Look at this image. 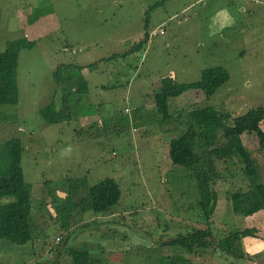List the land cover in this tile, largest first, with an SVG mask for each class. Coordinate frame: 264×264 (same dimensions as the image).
Masks as SVG:
<instances>
[{"label":"rangeland","instance_id":"obj_1","mask_svg":"<svg viewBox=\"0 0 264 264\" xmlns=\"http://www.w3.org/2000/svg\"><path fill=\"white\" fill-rule=\"evenodd\" d=\"M19 36L34 43L18 54L17 102L0 104V144L17 136L24 146L32 239L0 238V264H48L56 256L50 246L62 250L55 264H73L63 252L71 247L87 248L88 264H165L175 255L205 264H264V210L235 213L226 196L264 182V164L246 177L238 162L216 161L222 179L211 228L217 238L250 228L242 255L165 244L205 225L190 168L168 156L169 140L182 129L175 119L207 104L236 119L251 110L264 133V0H0V51ZM62 62L83 66L88 91L71 117L49 122L38 111L51 99L61 101L52 72ZM215 67L218 86L210 96L193 88L171 97L173 118L161 119L153 100L159 85L197 83ZM256 135L242 138L259 161L264 139ZM110 176L121 189L116 204L98 213L77 208L69 217L61 211L72 181L91 185ZM11 199L0 196V204Z\"/></svg>","mask_w":264,"mask_h":264},{"label":"trees","instance_id":"obj_2","mask_svg":"<svg viewBox=\"0 0 264 264\" xmlns=\"http://www.w3.org/2000/svg\"><path fill=\"white\" fill-rule=\"evenodd\" d=\"M33 43L34 40L19 36L8 39L0 51V104L17 102L18 54L22 48L30 47ZM82 68L80 64L74 67V65L62 62L52 72L56 84H60L63 93L58 104L51 99L39 108L38 112L47 121L56 122L71 117L73 108L81 102V93L88 91L87 80L81 72ZM219 70L216 67L205 69L202 72L204 75L197 83L174 82L159 85L153 93V100L161 119L168 121L173 118L169 112L171 97L193 88H198L206 96H210L218 86ZM176 121L182 129L179 135L169 140L168 156L173 164L190 168L198 187L195 205L201 216L200 221H203L205 225L194 226L186 233H178L166 240L165 244L180 245L186 251L195 253H198L196 248L204 250L214 247L223 253L242 255L241 239L244 236L253 235L250 228H236L220 238L215 237L211 228V216L218 199L216 186L222 179V170L217 167L216 161L221 160L224 167H228L229 163L234 161L238 162L246 177L256 176L264 164V157L259 161L253 160L243 143L242 136L244 133H257L263 141L264 133L259 118L248 110L236 119L228 111L218 110L207 104L190 108L183 118L175 119ZM23 149L21 139L17 136L6 138L0 144V196L12 197L8 202L0 204V238L17 244H24L32 239L31 184L24 179L23 175ZM78 179L70 178V181H78ZM74 183L72 181L70 185L72 188L68 187V190L62 194L61 211L65 210L67 217L77 208L82 211L92 210L94 213L105 211L120 199V186L111 176L91 185L78 186L75 184L77 186H74ZM81 186L82 194L79 193ZM226 194L235 213L249 215L259 209L264 210V182L261 180L246 188L229 190ZM55 211L58 212L56 207ZM66 223H68L67 220ZM48 251H53L56 255L50 257V260L53 258L54 260L48 264H55L62 250L59 246H50ZM63 252L72 256L73 264L90 262L91 256L87 248L71 247ZM166 260L167 264H205V262H197L184 255L167 256ZM35 264L40 263L37 260Z\"/></svg>","mask_w":264,"mask_h":264},{"label":"crops","instance_id":"obj_3","mask_svg":"<svg viewBox=\"0 0 264 264\" xmlns=\"http://www.w3.org/2000/svg\"><path fill=\"white\" fill-rule=\"evenodd\" d=\"M85 67H87V65H84ZM87 69H88V67H87ZM157 89H155L154 91H156ZM154 91H153V93H154ZM171 99V98H170ZM261 210H263V209H259V210H257V211H255L254 213H258L259 211H261ZM254 213H252V214H254ZM252 214H249V215H252ZM258 247H261V244L258 246Z\"/></svg>","mask_w":264,"mask_h":264},{"label":"built area","instance_id":"obj_4","mask_svg":"<svg viewBox=\"0 0 264 264\" xmlns=\"http://www.w3.org/2000/svg\"><path fill=\"white\" fill-rule=\"evenodd\" d=\"M64 49H68L67 47H64ZM71 51H75V49H71Z\"/></svg>","mask_w":264,"mask_h":264}]
</instances>
